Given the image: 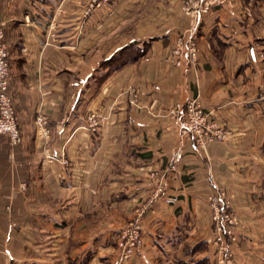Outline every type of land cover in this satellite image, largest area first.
Masks as SVG:
<instances>
[{"label":"crops","instance_id":"crops-1","mask_svg":"<svg viewBox=\"0 0 264 264\" xmlns=\"http://www.w3.org/2000/svg\"><path fill=\"white\" fill-rule=\"evenodd\" d=\"M87 1L0 0L21 135L12 146L0 134V264H113L135 218L144 243L123 264H213L218 187L239 220L232 264H264V0H227L200 17L183 0H110L82 18ZM188 30L198 58L176 66L170 50ZM128 46L144 53L103 64ZM191 98L226 140L200 150L180 136L167 110ZM88 112L109 118L96 133L80 128ZM176 151L149 201V172Z\"/></svg>","mask_w":264,"mask_h":264},{"label":"built area","instance_id":"built-area-1","mask_svg":"<svg viewBox=\"0 0 264 264\" xmlns=\"http://www.w3.org/2000/svg\"><path fill=\"white\" fill-rule=\"evenodd\" d=\"M110 0H88L81 9V17L89 16L95 9L102 6L104 2ZM227 0H183L182 11L195 17H200L210 11L211 7L221 6ZM50 36L54 37V27L49 26ZM198 44L196 36L192 30H188L177 37L170 50V54L176 66L183 63L186 58L192 65L198 58ZM131 104L137 103L133 100ZM167 115L174 119L179 128L180 136H190L195 146L200 150L218 141L228 138V132L216 119L212 118L209 113L205 112L201 107L197 98H191L185 102L175 101L167 110ZM107 117L88 112L86 115V124L80 126L91 133H96L100 124ZM36 124L39 135L44 139L49 137V127L46 118L38 114ZM0 134L9 138L12 146L21 143V135L18 127L16 108L14 105V97L11 90V65H10V47L5 34V27L0 24ZM174 160L161 171L151 170L149 177L156 181L152 199H156L164 192L162 177L169 171L176 170L175 161L179 156V152L174 153ZM49 161L55 160L56 156L47 155ZM65 162V160H62ZM20 188L24 189L25 184L21 183ZM175 197H166L165 201L172 203ZM208 206L211 211L212 219V239L211 245L214 249L215 264H232L233 263V245L237 241L236 225L237 218L231 211V201L226 192L221 188L214 189V192L208 197ZM9 208V206H7ZM144 241L142 229L138 218L130 220L124 228H121L116 238V257L113 264H123L125 260L135 254L142 247ZM12 264V263H10Z\"/></svg>","mask_w":264,"mask_h":264},{"label":"trees","instance_id":"trees-1","mask_svg":"<svg viewBox=\"0 0 264 264\" xmlns=\"http://www.w3.org/2000/svg\"><path fill=\"white\" fill-rule=\"evenodd\" d=\"M144 50H135L128 47L122 48L120 51L113 54L108 60L104 61L103 64L107 67L116 68L120 65H122L125 61L129 59H135L139 57L141 54H143ZM183 264H206V258L195 260L192 263H183Z\"/></svg>","mask_w":264,"mask_h":264},{"label":"rangeland","instance_id":"rangeland-1","mask_svg":"<svg viewBox=\"0 0 264 264\" xmlns=\"http://www.w3.org/2000/svg\"><path fill=\"white\" fill-rule=\"evenodd\" d=\"M181 9H182V5H181ZM181 35H182V34H181ZM197 44H198V43H197ZM108 119H109V118H107L106 120H104L103 123L100 124V126L103 125L104 123L108 122ZM100 126H99V127H100ZM236 221H237V225H236V227H237V226L239 225V220L237 219ZM128 222H129V221H128ZM128 222H127V223H128ZM127 223H126L122 228H124V227L127 225ZM141 229H142V228H141ZM142 236H143V234H142ZM236 242H237V241H236ZM236 242H235V244H236ZM142 246H143V245H142ZM233 246H234V245H233ZM115 248H116V244H115ZM212 248H213V247H212ZM139 249H140V248H139ZM116 250H117V249H115V251H116ZM212 250H214V249H212ZM214 257H215V255H214ZM128 259H129V258H128ZM233 259H234V253H233ZM233 261H234V260H233ZM213 264H215V259H214V258H213Z\"/></svg>","mask_w":264,"mask_h":264}]
</instances>
